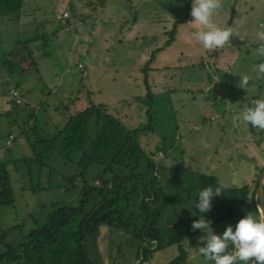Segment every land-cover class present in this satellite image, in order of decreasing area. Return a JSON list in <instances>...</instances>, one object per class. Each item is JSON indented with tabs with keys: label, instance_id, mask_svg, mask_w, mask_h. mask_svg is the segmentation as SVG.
<instances>
[{
	"label": "rangeland",
	"instance_id": "1",
	"mask_svg": "<svg viewBox=\"0 0 264 264\" xmlns=\"http://www.w3.org/2000/svg\"><path fill=\"white\" fill-rule=\"evenodd\" d=\"M190 6V0H22L19 11L0 16V161L12 192V202L0 204V249L2 241L21 243L44 222L52 203H77L80 179L77 188L66 182L79 171L74 160L51 153L35 158L27 138L35 127L40 135L51 133L67 109L89 104L103 105L138 130L137 141L152 160L171 168L168 175L160 170L169 220L184 208L190 221L201 215L193 206L197 191L185 203V193L178 192L188 185L183 174L212 177L208 186L225 185L202 214L214 232L234 226L246 211L262 216L264 130L237 117L249 100L264 97V74L256 75L264 60L256 55L264 0H222L213 19L232 25L234 35L213 51L192 37ZM62 12L67 15L59 18ZM240 74L250 76L247 91L239 87ZM95 128L91 116L89 137ZM8 132L13 139L6 145ZM100 169L88 164L83 178L91 181ZM201 235L194 230L184 240L183 264H209L198 252ZM141 244L126 231L100 224L84 248L91 264H138ZM175 254L174 244L163 245L147 260L168 264Z\"/></svg>",
	"mask_w": 264,
	"mask_h": 264
},
{
	"label": "trees",
	"instance_id": "2",
	"mask_svg": "<svg viewBox=\"0 0 264 264\" xmlns=\"http://www.w3.org/2000/svg\"><path fill=\"white\" fill-rule=\"evenodd\" d=\"M21 5L22 0H0V16L19 11ZM63 115V122L51 133L40 135L37 133L40 127H35L36 134L27 140L35 158L51 153L61 155L66 162L74 160L79 171L66 177V182L67 186L77 188L74 182L80 179L78 201L75 205L52 203L44 222L29 229L17 246L2 241L0 261L6 264H91L84 243L100 224H107L140 240L138 264H149L147 256L151 250L168 244L176 247V254L168 264H183L187 258L184 240L194 230L190 229L192 221L185 208L177 210L172 220L163 215V205L169 196H161L160 170H167L168 175L171 168L155 163L138 143V130L128 129L101 104H89L74 112L67 109ZM91 116L95 117L96 128L89 137ZM149 128L148 125L145 130ZM12 139L13 135L6 144ZM90 163L99 164L101 169L91 181H86L82 170ZM3 165L0 161V204L12 202ZM183 176L188 185L178 192L185 193L184 203L191 198L193 189L198 192L213 179L205 175ZM160 197H163L162 206L157 204ZM239 202L245 205L243 199ZM255 203L252 200L254 210ZM153 245L155 247L151 248Z\"/></svg>",
	"mask_w": 264,
	"mask_h": 264
},
{
	"label": "clouds",
	"instance_id": "3",
	"mask_svg": "<svg viewBox=\"0 0 264 264\" xmlns=\"http://www.w3.org/2000/svg\"><path fill=\"white\" fill-rule=\"evenodd\" d=\"M190 5L189 15L192 19L188 22L194 29L191 35L204 50H218L229 43L230 37L234 35L232 25L221 26L213 19L222 8V0H190ZM258 27L261 30L257 32L259 43L256 55L264 57V22ZM262 74L264 60L256 65L257 77ZM249 80V75L240 74L239 87L247 91ZM237 118L253 128L264 130V97L249 100L248 106L243 108ZM224 187L218 182L215 187L205 186L196 194L193 206L201 215L191 222L190 229L203 232V235L197 237L202 242L198 247L199 254L209 264H264V216L246 211L234 226L229 223L222 232L216 233L210 227V220L202 215L210 210L213 197L219 196Z\"/></svg>",
	"mask_w": 264,
	"mask_h": 264
},
{
	"label": "built area",
	"instance_id": "4",
	"mask_svg": "<svg viewBox=\"0 0 264 264\" xmlns=\"http://www.w3.org/2000/svg\"><path fill=\"white\" fill-rule=\"evenodd\" d=\"M63 14H57V16L60 18L62 17L63 15L66 16V12H62ZM12 95L14 96V99H15V102L16 103H20L21 102V98L19 97L18 95V92L16 90H13L12 92ZM12 138V135H8V138L6 140V143H9L10 142V139ZM96 183L98 184V182L96 181Z\"/></svg>",
	"mask_w": 264,
	"mask_h": 264
},
{
	"label": "crops",
	"instance_id": "5",
	"mask_svg": "<svg viewBox=\"0 0 264 264\" xmlns=\"http://www.w3.org/2000/svg\"><path fill=\"white\" fill-rule=\"evenodd\" d=\"M9 133H11V132H8V134ZM8 134H7V136H8ZM6 139H7V137L5 138V144H6ZM7 145V144H6ZM9 145V144H8ZM261 213V212H260ZM261 216V215H260ZM262 216H263V212H262Z\"/></svg>",
	"mask_w": 264,
	"mask_h": 264
}]
</instances>
